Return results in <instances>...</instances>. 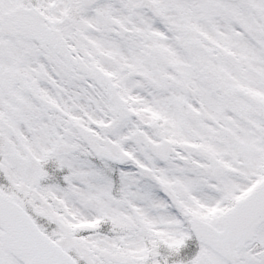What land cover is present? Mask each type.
Returning a JSON list of instances; mask_svg holds the SVG:
<instances>
[{"label": "snow or ice", "instance_id": "obj_1", "mask_svg": "<svg viewBox=\"0 0 264 264\" xmlns=\"http://www.w3.org/2000/svg\"><path fill=\"white\" fill-rule=\"evenodd\" d=\"M0 264H264V0H0Z\"/></svg>", "mask_w": 264, "mask_h": 264}]
</instances>
